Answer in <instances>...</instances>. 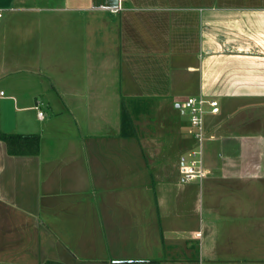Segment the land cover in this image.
<instances>
[{"label": "crops", "instance_id": "obj_1", "mask_svg": "<svg viewBox=\"0 0 264 264\" xmlns=\"http://www.w3.org/2000/svg\"><path fill=\"white\" fill-rule=\"evenodd\" d=\"M0 14V264H264V0H0ZM197 94L219 110L207 175L187 180L182 100ZM123 96L143 98L135 130ZM5 133L38 150L13 153Z\"/></svg>", "mask_w": 264, "mask_h": 264}, {"label": "built area", "instance_id": "obj_2", "mask_svg": "<svg viewBox=\"0 0 264 264\" xmlns=\"http://www.w3.org/2000/svg\"><path fill=\"white\" fill-rule=\"evenodd\" d=\"M2 95L4 91H0V96ZM208 108H211L213 113L218 112L219 102L203 94L188 96L182 103L183 112L189 114L190 132L195 139V146L182 162L183 176L187 180L203 179L207 175L204 164V143L206 139L205 115ZM38 114L43 117L44 112L40 110Z\"/></svg>", "mask_w": 264, "mask_h": 264}, {"label": "trees", "instance_id": "obj_3", "mask_svg": "<svg viewBox=\"0 0 264 264\" xmlns=\"http://www.w3.org/2000/svg\"><path fill=\"white\" fill-rule=\"evenodd\" d=\"M142 97H127L123 96L121 99V112H122V128L127 124L135 130L133 124L134 114H138V111L142 109L139 105L142 104ZM4 140L9 145L13 153L22 154L28 153L30 149L37 151L39 144V137L36 134H18V133H5L2 135ZM43 264H64L61 261L53 260L47 261Z\"/></svg>", "mask_w": 264, "mask_h": 264}, {"label": "rangeland", "instance_id": "obj_4", "mask_svg": "<svg viewBox=\"0 0 264 264\" xmlns=\"http://www.w3.org/2000/svg\"><path fill=\"white\" fill-rule=\"evenodd\" d=\"M185 100H186V98L182 100V103H183ZM188 115H189V114L187 113V116H188ZM184 117H185V116H184Z\"/></svg>", "mask_w": 264, "mask_h": 264}, {"label": "water", "instance_id": "obj_5", "mask_svg": "<svg viewBox=\"0 0 264 264\" xmlns=\"http://www.w3.org/2000/svg\"><path fill=\"white\" fill-rule=\"evenodd\" d=\"M177 106H180V104H178Z\"/></svg>", "mask_w": 264, "mask_h": 264}]
</instances>
